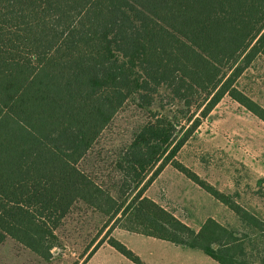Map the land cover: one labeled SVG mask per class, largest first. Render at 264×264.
<instances>
[{
    "label": "trees",
    "instance_id": "trees-1",
    "mask_svg": "<svg viewBox=\"0 0 264 264\" xmlns=\"http://www.w3.org/2000/svg\"><path fill=\"white\" fill-rule=\"evenodd\" d=\"M258 57L264 0H0V246L11 239L51 260L81 203L112 224L101 244L133 264L146 263L112 236L117 227L218 264H264V219L178 159L226 97L264 122L238 86ZM162 89L169 103L154 111ZM134 97L149 121L117 163L118 201L79 163ZM168 166L246 231L209 218L196 232L146 197Z\"/></svg>",
    "mask_w": 264,
    "mask_h": 264
},
{
    "label": "rangeland",
    "instance_id": "rangeland-1",
    "mask_svg": "<svg viewBox=\"0 0 264 264\" xmlns=\"http://www.w3.org/2000/svg\"><path fill=\"white\" fill-rule=\"evenodd\" d=\"M238 86L264 108V57H258L239 79ZM160 93L152 106L154 111L160 110L162 101L165 106L169 103L167 92L162 89ZM169 109L170 105L166 111ZM148 121V110L140 108L135 97L131 98L104 130L91 152L79 163L82 171L110 190L118 201H122V198L118 192L121 175L117 163ZM178 159L221 192L230 196L237 195L234 197L237 203L264 219V183L258 182L264 179V122L231 98H224L209 118L203 121L179 153ZM168 192L182 201L190 199L195 202L197 207H201V214L212 211L210 203L219 205L208 193L171 166L153 185L150 196L164 201L171 212L187 222L190 213L168 201L165 197ZM220 210L225 211L217 206L216 215L220 216L226 227L246 231L236 214L229 210L224 214ZM199 212H193L194 226L201 222L202 215ZM108 223L107 217L79 203L57 231L59 246L52 251L51 260L38 258L8 239L0 246V264H87L95 252L94 248L106 237L112 225ZM103 244L108 245L107 242ZM177 248L181 259L185 260L183 264H216L201 251ZM102 262L126 263L123 260L117 263L111 255H105Z\"/></svg>",
    "mask_w": 264,
    "mask_h": 264
},
{
    "label": "crops",
    "instance_id": "crops-1",
    "mask_svg": "<svg viewBox=\"0 0 264 264\" xmlns=\"http://www.w3.org/2000/svg\"><path fill=\"white\" fill-rule=\"evenodd\" d=\"M164 171L157 178V180L150 186V188L146 191L145 196L150 198L151 200L155 201L159 205H161L164 209L170 211L167 204L164 203V201H161L158 198H154V197L150 196L151 188L153 187V185L158 183V181L161 179ZM165 197L172 204H175L176 206L178 205V206L186 209L190 213V218L188 219L187 222H185L181 219L180 220L183 221L188 226H190L196 232H198L201 229L202 225L209 218H213L217 222H219L220 224L226 226V224L222 223L220 216L216 215V209H217V206L224 208L225 211H228L229 209L227 207H225L223 204L216 201L214 198H213V200L218 202L219 205L210 203L211 206H213L212 211L201 214V211L199 209L201 207H199V206L197 207V205H195V202H193V201L191 202L190 199L188 201H182L178 197L174 196L173 194H171L169 192L166 193ZM225 211L220 210L219 212H223L224 214H227ZM229 211L232 212L231 210H229ZM193 212L194 213L199 212L202 215V218H200V220H201L200 224H195V226L193 224V219L195 218L194 217L195 215L193 214ZM174 215L176 216V214H174ZM112 236L115 239H117L118 241H120L121 243H123L124 245H126L130 250H132L136 255H138L140 257V259L146 264H183L185 261V260H182L180 255H179V251L177 248L178 246L175 247L176 245H174L170 242L158 240L156 238L147 237V236L137 234V233L128 232V231L120 229V228L114 230L112 233ZM93 248L94 247H92L91 249H93ZM118 253L119 252H117L109 244L107 246H105L103 244L97 250H95V252L90 257V260L88 261L87 264H103L102 261H103V258L105 255L113 256L114 259L117 261V263H121V260H123V262H126L125 264H133L131 261L126 259L124 256L122 257V255L120 253H119L120 254L119 255ZM165 255H167L171 258H169ZM216 264H218V263H216Z\"/></svg>",
    "mask_w": 264,
    "mask_h": 264
}]
</instances>
